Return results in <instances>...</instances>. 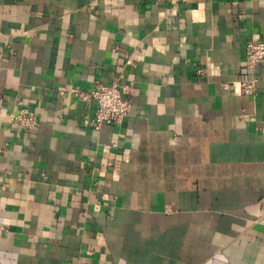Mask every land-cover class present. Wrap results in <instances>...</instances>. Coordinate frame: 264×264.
I'll use <instances>...</instances> for the list:
<instances>
[{"label": "crops", "instance_id": "1", "mask_svg": "<svg viewBox=\"0 0 264 264\" xmlns=\"http://www.w3.org/2000/svg\"><path fill=\"white\" fill-rule=\"evenodd\" d=\"M258 40L264 0H0V264H264Z\"/></svg>", "mask_w": 264, "mask_h": 264}, {"label": "built area", "instance_id": "2", "mask_svg": "<svg viewBox=\"0 0 264 264\" xmlns=\"http://www.w3.org/2000/svg\"><path fill=\"white\" fill-rule=\"evenodd\" d=\"M166 0H155L157 4ZM248 54L246 66L255 69L257 65L264 63V41H251L247 44ZM203 73L204 70H199ZM258 77L253 75L247 80L224 82L223 87L240 94L254 95L257 92L256 84ZM76 96L87 103L95 102L96 113L92 121L88 122L95 128H100L104 123L112 124L121 122L130 112V93L124 86L114 82L111 85H98L92 90H73ZM15 119L20 127L31 128L38 123L33 114H29L27 109L20 110L15 114Z\"/></svg>", "mask_w": 264, "mask_h": 264}]
</instances>
